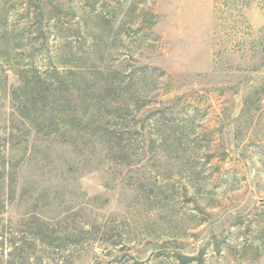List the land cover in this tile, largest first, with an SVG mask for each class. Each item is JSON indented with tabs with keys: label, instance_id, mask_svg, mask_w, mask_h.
<instances>
[{
	"label": "rangeland",
	"instance_id": "rangeland-1",
	"mask_svg": "<svg viewBox=\"0 0 264 264\" xmlns=\"http://www.w3.org/2000/svg\"><path fill=\"white\" fill-rule=\"evenodd\" d=\"M0 264H264V0H0Z\"/></svg>",
	"mask_w": 264,
	"mask_h": 264
}]
</instances>
